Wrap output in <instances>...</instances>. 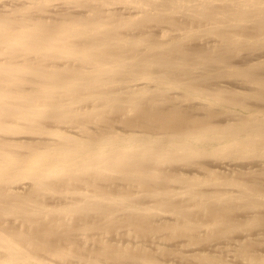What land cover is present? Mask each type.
Wrapping results in <instances>:
<instances>
[{
  "label": "bare ground",
  "instance_id": "1",
  "mask_svg": "<svg viewBox=\"0 0 264 264\" xmlns=\"http://www.w3.org/2000/svg\"><path fill=\"white\" fill-rule=\"evenodd\" d=\"M0 264H264V0H0Z\"/></svg>",
  "mask_w": 264,
  "mask_h": 264
}]
</instances>
